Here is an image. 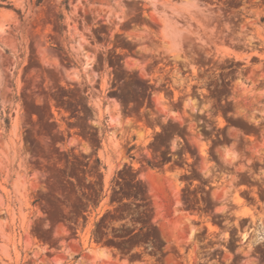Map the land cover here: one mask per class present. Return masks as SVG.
<instances>
[{
	"label": "rangeland",
	"instance_id": "rangeland-1",
	"mask_svg": "<svg viewBox=\"0 0 264 264\" xmlns=\"http://www.w3.org/2000/svg\"><path fill=\"white\" fill-rule=\"evenodd\" d=\"M7 3L0 264H264V0Z\"/></svg>",
	"mask_w": 264,
	"mask_h": 264
},
{
	"label": "trees",
	"instance_id": "trees-1",
	"mask_svg": "<svg viewBox=\"0 0 264 264\" xmlns=\"http://www.w3.org/2000/svg\"><path fill=\"white\" fill-rule=\"evenodd\" d=\"M69 1H70V0H63V4L65 5L66 8L69 7ZM0 6H6V7H8V8H13V5H12L11 3H7V4H5V5L0 4ZM18 11H19V10H18ZM63 19H64V15H63V14H60V15H59V20H60V22H62ZM6 122H7V126H9V124H10V119H9V117L6 118Z\"/></svg>",
	"mask_w": 264,
	"mask_h": 264
},
{
	"label": "bare ground",
	"instance_id": "bare-ground-1",
	"mask_svg": "<svg viewBox=\"0 0 264 264\" xmlns=\"http://www.w3.org/2000/svg\"><path fill=\"white\" fill-rule=\"evenodd\" d=\"M237 198H239V196H237ZM240 198H241V197H240ZM240 198H239V199H240ZM241 200H242V199H241Z\"/></svg>",
	"mask_w": 264,
	"mask_h": 264
}]
</instances>
